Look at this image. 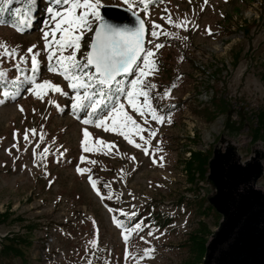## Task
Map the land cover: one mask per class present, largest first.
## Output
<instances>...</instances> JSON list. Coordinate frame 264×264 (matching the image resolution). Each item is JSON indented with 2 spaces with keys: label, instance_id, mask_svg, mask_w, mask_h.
<instances>
[{
  "label": "rangeland",
  "instance_id": "obj_1",
  "mask_svg": "<svg viewBox=\"0 0 264 264\" xmlns=\"http://www.w3.org/2000/svg\"><path fill=\"white\" fill-rule=\"evenodd\" d=\"M42 2L36 1L39 5ZM130 3L145 22L146 39L162 45L155 49L156 69L146 78L156 85L150 92L153 107L158 110L157 98L187 101L182 110L171 113V122L168 115H162L163 122L148 118L145 135L148 128L156 129V135L147 145L150 149L148 154L117 133L104 131L95 125H83L72 114V90L60 74L48 72L43 52L38 57L41 61L38 78L60 84L69 95L49 91L45 99L40 100L26 92L30 86L26 80L30 62H26L29 66H22L20 72L13 65L30 45L36 44L38 49H43V19L48 16L46 8L44 10L37 5V9L32 11L34 17L28 22L27 31L0 23V41L18 49L17 59L0 58V67L6 69V76L0 79V101H4L0 103V211L10 207L14 217L24 218L23 222L0 225V240L8 233H25L28 222L36 223L35 246L31 255L39 258V264H181L188 256L181 243L197 226L198 218L194 206L180 200L182 196L195 197L190 190L194 185L187 179L180 161L189 156L191 148L206 150L210 146H213V151L216 148L221 152L234 148L242 163H246L256 151L264 153L261 144L249 148L246 128L238 135L224 132L225 115L207 121L193 111V106L197 105L195 97L202 104H209L213 93L211 85L215 89H225L237 110L251 111L264 105V80L261 76L264 67V24L261 22L264 0H149L147 15H144V7L139 0H130ZM112 5L120 11H129L124 0H101V15L104 7ZM168 16L174 21H186L187 26L176 27L168 22ZM245 19H260L259 25L253 27L251 38L238 26ZM153 21L162 26L157 29L162 34L156 38L151 36ZM219 22L231 31L222 29ZM164 32L176 35L166 36ZM92 34L93 29L85 31L78 56L87 51ZM239 46L245 48L248 55L234 65L232 49ZM217 70H220L216 76L219 79L213 77ZM127 75L130 77L132 74ZM5 80L7 85H4ZM17 81L27 85L14 87ZM167 89H171L170 95L164 97ZM5 91L10 94L19 92L20 95L4 97ZM48 99L55 100L60 107L48 104ZM18 106H22L24 111L21 112ZM126 110L143 123L130 107L126 106ZM84 127H88L93 143L96 137L114 142L112 153L108 154L107 150L84 151L80 145ZM27 129H36L35 135L29 132L31 144L23 139ZM41 132L43 139H40ZM195 137L199 141H191ZM134 138L139 142L138 137ZM13 144L18 147H11ZM45 145L50 150L45 157L47 162H41L39 166L33 164V158L41 160L39 152ZM69 146L73 148L69 156L58 155L67 152ZM33 148L37 149L35 157ZM117 150L120 155L116 154ZM81 155L89 157V160L80 161ZM131 156L136 157L135 161L130 159ZM161 156L162 162L159 160ZM154 158L156 163H153ZM77 164L90 168L93 177L95 173L106 177L108 191L102 190L97 183L101 193L98 196L88 182L87 174L75 171ZM200 184L212 188L208 196L215 193L208 180ZM257 185L264 186V172ZM149 205L172 213L177 228L150 229L139 235L132 232L129 240L125 241L121 235L124 231L112 217L117 218L118 214L129 211H144ZM217 228L211 225L213 232ZM149 231L152 236H148ZM141 236L145 239L141 240ZM93 239L97 241L95 246L90 243ZM145 248H153L154 251L150 256H144ZM204 261L205 257L202 264Z\"/></svg>",
  "mask_w": 264,
  "mask_h": 264
},
{
  "label": "snow or ice",
  "instance_id": "obj_2",
  "mask_svg": "<svg viewBox=\"0 0 264 264\" xmlns=\"http://www.w3.org/2000/svg\"><path fill=\"white\" fill-rule=\"evenodd\" d=\"M207 2V0H205ZM12 3V0H0V13ZM128 10L132 12L136 23L133 26L117 25L107 21L101 15V0H48L46 12L47 18L43 19L42 39L43 49H38L36 44L30 45L25 53L18 56V62L13 67L20 72L21 67H28L30 62V73L26 80L30 82L26 92L35 95L38 99L44 100L47 93H59L68 96L60 84L53 83L49 79H39L41 61L38 58L43 52L47 58V70L51 73L60 74L67 87L72 90L71 110L72 114L81 121L83 125H95L97 128H103L104 131H110L122 136L129 144L135 148L141 149L144 153L150 152L147 146L151 138L156 135V129L148 128L145 135L148 118L156 122H163L164 117L158 114V110L153 107L150 99V92L156 85L146 78L153 74L156 69L154 59L155 49L162 45L154 40L146 39L145 22L133 10L134 5L130 0H124ZM36 0H25L21 7L13 8L12 11L18 17V23L24 24L32 14L33 6ZM139 4L144 7V15L148 14L149 0H139ZM168 22L175 24L176 27H186V21H174L171 16L167 17ZM3 21H0L2 23ZM94 25V35L90 44L87 45V51L78 56L81 50V40L85 31H91ZM162 26L152 22L151 36L159 37L162 33L157 29ZM23 31V28H18ZM209 33L211 29H208ZM166 36H174L176 33L164 32ZM146 45H148L146 47ZM18 49L9 46L6 42L0 41V58L9 57L17 59ZM182 59V57H181ZM2 64V60H0ZM131 73L129 77L127 74ZM23 75V73H21ZM6 76V69L0 67V79ZM127 79V83H126ZM171 89L164 91L163 96L168 97ZM20 95L19 92L10 94L8 91L3 92L4 97ZM4 101H0L2 103ZM48 104H56L55 100L48 99ZM130 107L133 112L143 120V123L126 110ZM21 112L24 111L22 106H18ZM35 111V109H33ZM169 122L171 113H168ZM42 127V126H41ZM29 132L33 135L36 129H27L23 133V139L27 144L33 143L29 139ZM83 138L80 141L81 148L87 152L107 150L111 154L115 148L114 142L104 141L96 137L93 143L90 140L91 133L88 127L82 129ZM16 136V130L13 132ZM138 137L139 142L134 138ZM43 132L40 133V139H43ZM11 147H18L13 144ZM49 148L45 145L39 152L40 161L33 158L32 163L39 166L41 162L46 163L45 157L49 153ZM35 157L37 149H32ZM63 152L58 155L63 156ZM117 155H120L117 150ZM80 161H88L89 157L81 155ZM135 161L136 157L131 156ZM163 161V156L159 157ZM156 158L153 163H156ZM96 163V161H91ZM75 171L79 174H87V180L96 194L101 195L97 186V180L91 175V169L76 165ZM47 175V170L45 169ZM52 181L50 180L49 183ZM107 188L108 185H105ZM111 196V192L109 193ZM109 212L113 211L108 209ZM119 211L123 212V209ZM129 217L135 216L134 211L126 213ZM113 222L123 227V221L112 217ZM139 223L134 228H125L121 233L125 241L129 240L131 233L140 229ZM148 232V236H152ZM141 240L145 237L141 236ZM93 246L97 244L95 239L90 242ZM153 248L143 249L144 256H150ZM126 251V255H127ZM91 264V262H89Z\"/></svg>",
  "mask_w": 264,
  "mask_h": 264
},
{
  "label": "trees",
  "instance_id": "obj_3",
  "mask_svg": "<svg viewBox=\"0 0 264 264\" xmlns=\"http://www.w3.org/2000/svg\"><path fill=\"white\" fill-rule=\"evenodd\" d=\"M40 1V0H36ZM42 1V0H41ZM25 3V0H12V3L5 9L3 13H0V21L14 27L23 28V31H27L28 22L34 17L30 15L27 22L24 24L18 23V17L13 13L12 9L21 7ZM48 0H43L39 4H35L33 9L38 7L45 10ZM43 4V5H42ZM229 18V16H227ZM262 24H264V17L261 18ZM260 19L247 20L245 19L241 25H238L243 30L244 34L249 38L252 36V30L254 26L259 25ZM219 26H223L222 22L218 23ZM226 27H222L225 29ZM238 28V27H237ZM94 29V25L92 26ZM227 29V28H226ZM227 31H231L227 29ZM248 55L245 48L242 46L232 49L233 64L238 65L240 60ZM223 66H225L223 64ZM169 71L168 69H165ZM221 70V69H220ZM215 71L214 78L219 79L218 72ZM205 72L204 70H201ZM262 79L264 80V67L261 72ZM8 81H4V85H7ZM20 82H14L13 86H26ZM213 89L210 102L203 103L199 101L198 97H195L196 106H193V111L206 118L207 121H214L219 115H225V128L224 132L228 134L238 135L242 129H247L246 133L249 138V148L252 149L255 145H262L264 149V105L259 106L255 110L240 111L236 109L232 98L225 92V89H215L214 85L210 86ZM197 91L198 86H196ZM187 103L186 100L178 101H162L160 98L156 99V107L161 115H168V113L182 110ZM66 108V106H65ZM236 118H235V116ZM190 138V137H189ZM191 141H199V138H192ZM64 155L72 153L73 148L69 146ZM190 154L180 162L183 164V170L194 188L190 190L195 193L194 199L182 196L181 201L193 205L196 210L198 220L197 226L186 235L185 239L181 243L186 248L187 258L181 264H202L205 257L207 243L210 235L213 234L211 225L218 226L222 215L215 210V208L208 202V194L212 188L210 186L204 187L200 183H206L209 174V161L213 156V146H210L206 150L191 148ZM97 183L104 191H108V179L104 176L95 173ZM203 192V195L201 194ZM15 213L11 211L10 207L6 210L0 211V225L14 222H23L24 218L21 216L14 217ZM117 218L123 221L122 230L125 228H134L135 224L141 225L140 229L133 231V235L142 234L150 229L153 230H170L176 229L175 216L167 211L160 210L155 206H148L144 211L135 212V216L129 217L127 214L120 213ZM34 222H28L25 225V233H8L6 236L1 237L0 240V264H39V258L31 255V249L35 246L34 230L37 227Z\"/></svg>",
  "mask_w": 264,
  "mask_h": 264
},
{
  "label": "water",
  "instance_id": "obj_4",
  "mask_svg": "<svg viewBox=\"0 0 264 264\" xmlns=\"http://www.w3.org/2000/svg\"><path fill=\"white\" fill-rule=\"evenodd\" d=\"M102 16L117 25L136 23L129 11L113 5L104 7ZM94 34L93 29L91 38ZM263 155L256 152L242 163L234 148L214 149L207 180L215 193L208 201L222 219L208 240L204 264H264V186L257 185Z\"/></svg>",
  "mask_w": 264,
  "mask_h": 264
},
{
  "label": "bare ground",
  "instance_id": "obj_5",
  "mask_svg": "<svg viewBox=\"0 0 264 264\" xmlns=\"http://www.w3.org/2000/svg\"><path fill=\"white\" fill-rule=\"evenodd\" d=\"M256 152H259V151H256ZM256 152H255V153H256Z\"/></svg>",
  "mask_w": 264,
  "mask_h": 264
}]
</instances>
